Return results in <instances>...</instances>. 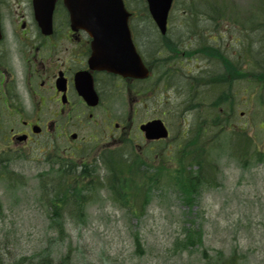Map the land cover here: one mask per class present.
<instances>
[{"label": "rangeland", "instance_id": "1", "mask_svg": "<svg viewBox=\"0 0 264 264\" xmlns=\"http://www.w3.org/2000/svg\"><path fill=\"white\" fill-rule=\"evenodd\" d=\"M174 1L169 17L168 35L164 39L160 38L153 23L148 21L145 12L143 15L145 6L137 11L139 14L133 21V28L138 37L137 40L145 43L141 49L143 53H140L145 54L149 59L156 54L161 61L169 57L165 50H160L158 53L156 51V48L162 46L167 40L179 43L181 53L189 54L193 53L198 46L196 42H191L190 34L195 36L199 34L204 39H209L212 34L207 30L208 23L203 20L207 18H199L197 23L200 26L196 24L191 30L190 22L187 21L190 20L188 9H196L198 13L205 11L207 1L214 4L216 14H223L224 22L218 23L217 30L224 33L223 51L227 50L225 54L228 58L241 50L240 47L242 48L246 38L248 42L251 41L253 49L257 47L256 33L252 32V24L246 23L253 6L259 7L257 0H200L199 5L193 0ZM205 13L206 11L203 14ZM242 26L245 27V32L241 29ZM165 45L170 44L166 42ZM179 58H176V63L174 61L175 64H173L178 73L172 74L173 68L171 69L170 63V68L167 69L172 79H169V83L164 82V88L161 86L159 92L153 96L154 99L148 102L147 110L138 109V115L133 123L136 124L145 117L149 119L158 117L164 120L170 128L173 139L170 148L174 147L175 140L172 126L178 121L179 114L175 112L176 118L172 120L166 116V112L167 109L177 111L176 107L182 101L185 102L181 92L184 83L182 78L196 76L199 67L209 65L208 68H211V64L205 62L202 55H183ZM244 70L252 73L249 68ZM161 71H164L163 68ZM237 80L236 77L232 79L231 90L235 98L238 96L237 100H239L238 102L236 100L238 104L236 112L242 114L237 118L238 121L235 120L234 125L240 127L248 123L249 133L252 134L255 124L254 134L258 139L263 140L264 112L258 107L257 101L248 100L247 95H252V90H247V95L243 93L245 88L251 85ZM219 94L220 91L212 90L211 100ZM108 107L114 111L115 115L119 110L124 112V108L115 102L114 106ZM181 114L185 117L182 126L188 127L192 123L193 116L188 115L190 114L188 112ZM93 116L95 123L103 121V109L95 111ZM81 120L87 127L81 129L73 128L71 125L68 127V131H74L77 134L75 145L84 141L85 144L88 143V136L91 133H95L96 142L89 141L87 145L93 150H96L98 146H101L102 150H111L109 145L118 143L120 138L108 137L101 126L94 128L92 123H89L87 112ZM258 126L263 129L261 133L257 132ZM131 130L132 136L138 135L134 143V153L158 160L160 159L153 156L161 154V159L165 158L163 155L165 145L154 146L153 153H149V147L139 137L134 125ZM74 144L69 142L67 145L64 140L61 142V146L64 147L75 146ZM226 144V137L221 136L216 146L217 153L222 159V163L218 164L219 171L216 175L218 186L202 192L196 204L185 207L179 194L172 193L165 198H160L159 192L153 190L150 204L142 213H138L137 217H133L121 204L114 203L106 192H102L98 198L93 197V202L85 211L83 221H78L75 214L64 215L66 229L64 242H59V234L56 230L48 228V211L39 202L42 187L39 185V174L46 171L50 165L39 151L32 150L30 155H24L9 163V170L22 177V187L8 191L5 183L7 181H0L1 254L7 259H17L21 256L40 254L44 249H49L54 264L68 252L71 254L70 264H202L200 251L197 248L188 252L184 251L179 244L183 229L189 228L193 223L195 227L203 226V247L207 248L210 254L217 250L228 253L237 249L245 257L242 264H264V162L248 170H242L234 164L232 158L225 154ZM61 153L64 157L70 155L63 150ZM134 153L132 152L133 155ZM167 162L174 164L173 160L168 159ZM96 164L97 172L102 177L103 167ZM136 237L140 243V250L136 248Z\"/></svg>", "mask_w": 264, "mask_h": 264}, {"label": "trees", "instance_id": "2", "mask_svg": "<svg viewBox=\"0 0 264 264\" xmlns=\"http://www.w3.org/2000/svg\"><path fill=\"white\" fill-rule=\"evenodd\" d=\"M257 1L259 7L253 6L246 21V23L252 24V32L256 33L257 41L255 43H257V47L253 49L251 41L248 42L246 38L240 53L236 52L226 59L218 56L217 59H221L224 67L226 66L228 70V90L213 100L210 111L206 112L205 117L200 116L195 120L194 133L185 131L186 134L182 140L178 162L175 166H165L166 161H161L158 166L152 165L151 160L145 164V161L139 157L127 160L119 157L117 153H113L101 161L106 173L100 179L94 169H87L86 166L77 170L71 161H58L57 164L52 162L49 170L53 171L51 178L55 180H48V183L42 184L39 202L47 209L49 214L48 228L58 232L59 242L65 241L66 234L65 218L62 213L66 208H69L70 215L75 214L74 216L77 217L78 221H83L86 206L93 201V196H97L95 189L103 184V187L110 192L111 201L121 204L133 217H137L138 213H142L150 204L153 190L159 192L160 198H165L172 193L179 194L182 204L186 207L196 204L202 192L218 186L216 175L219 171L218 164L222 163V159L217 153L216 146L221 136L227 139V144L224 147L225 154L232 158L234 164L240 169L248 170L264 162V139H258L257 135L254 134L255 124L252 134L249 133L250 126L248 123L242 124L240 127L234 125L240 113L236 112L238 96L235 98L231 90L234 77L238 79V82L250 84L251 86L245 88L243 93L247 95V90H252V95H247L248 100L257 101L258 107L264 112V0ZM211 11H215L214 7L206 8V12ZM242 30H245L244 26H242ZM167 42L170 45H165V47L169 51L168 53L172 54L173 45H171L170 40ZM166 48L164 49L166 50ZM214 53L217 54L215 51ZM212 58H216L215 55ZM247 68L252 73L244 70ZM217 78L219 79L211 81V88L214 90L220 89L221 82L224 81V77H220V75ZM258 88L259 92H257ZM193 90H189L192 95L189 96L190 102L193 97H196ZM219 108L223 110L221 115L217 112ZM262 131L263 129L258 126L257 132L261 133ZM194 167L197 168L194 169ZM1 174H4L8 182L14 185L10 189L21 186L18 183L19 175L16 173L6 169ZM39 177L50 178V174L44 172ZM69 203L71 205H68ZM203 229L202 225L195 227L193 223L190 224L189 228L183 229L179 244L184 251L189 252L197 248L200 251L202 264H242L245 257L237 250H232L226 254L224 251L217 250L210 254L208 249L203 247ZM135 244L137 250H140L137 237ZM69 259L70 252L61 258L57 264H68ZM0 264L54 263L50 258L49 249H44L40 254L21 256L17 259H7L1 254L0 249Z\"/></svg>", "mask_w": 264, "mask_h": 264}, {"label": "flooded vegetation", "instance_id": "3", "mask_svg": "<svg viewBox=\"0 0 264 264\" xmlns=\"http://www.w3.org/2000/svg\"><path fill=\"white\" fill-rule=\"evenodd\" d=\"M35 1L0 0V153L30 151L38 137L43 141L36 144L37 149L47 152L53 149L54 137L55 143L67 138L69 122L74 128H85L81 115L87 112L92 120L96 109L102 108L109 120L121 117L115 121L124 120L128 112V121L136 115L135 107L147 108L160 88L161 81L153 73L157 70L154 60L145 59L150 77L143 81L90 70L92 39L79 24H72L69 0H40L47 9L53 5L48 34L39 26ZM133 16L131 12L128 23L132 34ZM218 25L209 38L210 48L215 50L219 46L223 49V33L215 32ZM220 35L217 42L214 37ZM87 75L99 99L94 108L86 106L78 90ZM113 99L124 108L116 116L107 108ZM116 125L115 129L126 132L127 137L131 134L132 121L129 126Z\"/></svg>", "mask_w": 264, "mask_h": 264}, {"label": "water", "instance_id": "4", "mask_svg": "<svg viewBox=\"0 0 264 264\" xmlns=\"http://www.w3.org/2000/svg\"><path fill=\"white\" fill-rule=\"evenodd\" d=\"M149 14L161 35L166 33V23L172 0H145ZM72 10L73 23H79L93 38V53L89 60L91 70L107 71L122 77L144 79L147 70L137 54L128 29V14L122 0H80L75 1ZM41 22V21H40ZM48 25L50 26V20ZM45 24L41 23L42 30ZM45 32V31H44ZM80 81V79H79ZM78 90L89 105H95L92 81L85 77ZM147 140L167 137L159 121L140 128ZM74 138V137H73Z\"/></svg>", "mask_w": 264, "mask_h": 264}]
</instances>
